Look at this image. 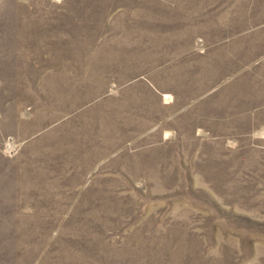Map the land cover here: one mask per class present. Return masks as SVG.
<instances>
[{
    "label": "rangeland",
    "instance_id": "374dc122",
    "mask_svg": "<svg viewBox=\"0 0 264 264\" xmlns=\"http://www.w3.org/2000/svg\"><path fill=\"white\" fill-rule=\"evenodd\" d=\"M0 264H264V0H0Z\"/></svg>",
    "mask_w": 264,
    "mask_h": 264
}]
</instances>
